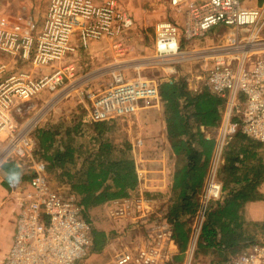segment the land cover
Returning a JSON list of instances; mask_svg holds the SVG:
<instances>
[{
  "label": "built area",
  "instance_id": "1",
  "mask_svg": "<svg viewBox=\"0 0 264 264\" xmlns=\"http://www.w3.org/2000/svg\"><path fill=\"white\" fill-rule=\"evenodd\" d=\"M171 1L186 2L184 18L181 26L169 20L156 23L152 62L171 68L197 63L211 92L224 97L214 153L190 217L182 264H191L208 211L224 196L220 164L225 148L237 132L264 141V8L245 6L242 0ZM134 24L133 16L117 0H49L42 20L31 22L29 31L0 25V53L31 65V69L6 71L0 61V73H4L0 78V170L4 162L13 160L28 174L17 179L10 192L15 227L0 264H78L92 251L93 221L85 215L77 194L51 183L46 161L34 153L35 131L43 127L45 114L72 93L86 99L87 114L82 118L86 122H115L160 98L162 77L149 76L139 68L127 74L119 64L81 71L75 60H69L95 40L107 38L119 44ZM220 25L231 28L225 42L194 46ZM44 67L52 69L35 72ZM96 78L105 81L104 88L90 87ZM45 91H53L52 96L37 104L36 98ZM108 202H112L107 207L113 216L130 221L123 230L114 228L107 242L153 220L146 211L136 214L140 198ZM151 228L155 239L170 240L166 220L156 218ZM135 244L115 250L114 264H154V257L166 256L160 243L145 249ZM226 264H264V241L248 243Z\"/></svg>",
  "mask_w": 264,
  "mask_h": 264
},
{
  "label": "trees",
  "instance_id": "2",
  "mask_svg": "<svg viewBox=\"0 0 264 264\" xmlns=\"http://www.w3.org/2000/svg\"><path fill=\"white\" fill-rule=\"evenodd\" d=\"M159 94L166 105L167 133L172 150L184 155L186 159L171 181V188L177 191L178 203L169 207L165 213L171 227V237L178 246V252L172 258L182 264L189 236L190 217L197 206V196L202 187L203 175L214 142L213 139L203 136L199 126H212L220 122L224 97L211 93L207 85L194 91L188 87L184 78L172 82L161 81ZM181 97L185 99L182 106ZM87 127L91 131L87 144L75 143L74 135L79 133L77 125L67 127L64 131L66 138L60 137L59 143H55L57 130L47 126L38 127L35 131L37 145L34 153L46 161L48 173L54 172V178L59 184L67 186L78 195L85 215L94 221L92 208L111 199L129 196L138 183V175L131 144L127 141L116 143L105 136L111 124L107 121H95L87 123ZM187 136L191 140H188ZM235 137L245 140V144L246 141L250 142L246 139L248 136L241 132H237ZM262 142L255 139L251 141L256 146ZM232 146V143L227 145L225 162L220 168L224 196L221 200L213 202L208 211L198 249L213 247L218 243L224 244L216 237L219 235L218 228L228 232L230 222L237 218L236 210L240 201L247 196L231 184L234 183L233 179L238 181L233 175V163L243 156L240 152L244 153V147L235 153L231 150ZM226 168L229 169V175L224 173ZM1 169L5 173L1 181L3 186H7L9 180L16 182L17 179L28 178V174L13 160L4 162ZM110 232L111 230L93 225L91 249L96 252L103 249ZM223 240L226 244L230 242L224 238ZM226 244L223 247H226Z\"/></svg>",
  "mask_w": 264,
  "mask_h": 264
},
{
  "label": "crops",
  "instance_id": "3",
  "mask_svg": "<svg viewBox=\"0 0 264 264\" xmlns=\"http://www.w3.org/2000/svg\"><path fill=\"white\" fill-rule=\"evenodd\" d=\"M242 2L248 7L261 6L264 8V0H242ZM27 21L29 28L26 31H29L31 28L32 19L28 18ZM180 21L182 24L183 18H181ZM136 29L137 25L135 23L133 28L126 32L124 37L120 39L121 42L117 45H115L113 40L107 38L95 40L91 42L90 46L86 49H79L71 56L69 60H75L77 64V70L81 68V71H86V69L93 70L98 65L112 64H119L123 65L124 67L126 64H130V68L133 69L130 70L131 72H128L125 67V72L127 74L134 72V70L137 68L142 70L144 61L152 60L154 53L144 58L143 56H140L137 50L128 51L129 43H137L136 39L138 38L137 35L140 34V31L135 33ZM220 29L223 30L220 32ZM217 32L220 33L217 34ZM230 32L231 28L229 27L224 25L215 26L207 33L205 38L196 40L194 46L197 44L202 45L206 42L218 43L227 39ZM130 35L131 38H128ZM137 45L140 47L141 44L137 43ZM150 46V50H155V37L151 38ZM15 59L16 58H10L0 53V61L5 64L6 71L25 67L27 62ZM85 64H89L86 69L83 67ZM161 67L160 69L162 72H164L161 81L168 80L169 82H172L179 78H184L185 80L188 79L187 76L181 75V65L172 68L170 66ZM38 71L41 73L47 71V68L44 67L41 70H35V72ZM3 74L4 73H0V78ZM196 82V84H193L188 83L187 81L188 87L196 91L197 89L199 90L201 86L207 85L205 82ZM90 84V87L97 90L105 87V81H103L102 78H96ZM69 96H74L77 99H81L80 93H72ZM180 102L181 106L185 103L184 97L180 98ZM86 123L89 122L87 121ZM108 123L111 124L110 130L105 133V136L108 139L116 143L127 141L131 144L133 148L132 154L135 160L136 171L138 175V183L130 195L127 197L117 198V200L122 203L127 198L130 200L140 198L141 203L140 207L136 211V214H142L146 211L150 214V217H153L152 222L156 218L160 219V221H165V213L167 212L168 208L173 207L178 203L176 198L177 191L171 188V181L175 172L178 170V168L182 167V165L186 162V159L184 155L174 153L172 150L171 141L167 133L166 105L164 101L159 98L156 102L142 104L135 113L121 118L115 122ZM219 124L220 122L217 125L212 126H199V131L203 134V136L206 138H211L214 141L209 155L207 167L203 175L202 184L204 183L207 169L214 153L216 138L218 135L217 127ZM193 131L196 132L195 129ZM139 139L140 143H138ZM187 139L191 140V138L188 136ZM246 139H249L250 142L248 143L246 141L245 144V141L240 139L238 140V137H234L231 142L233 146L232 149H230L235 153H238L239 149L244 147V153H239L243 156L240 158V160H235L233 163V175L238 181L233 179L234 183L231 184L235 185V189L237 191H242V193L244 195L246 194L247 196L244 197V200L240 201V204L236 210L237 218L230 222L228 232L227 230L224 232L221 230V232L220 228H218L219 235L216 236L217 239L222 240L224 244H226V241H224L223 238L230 240V242L226 244V247H223L224 244L222 243H218L215 246L224 249L230 248V251L233 253L238 252L250 242L264 241V142L259 144L258 147H254L256 145H251V141H254V139L248 137H246ZM235 142L238 144L237 146L235 145ZM193 145H195V143ZM146 148L147 151L143 152V150H146ZM149 149H151V152H148ZM146 154L151 156L148 157ZM0 176L1 179L5 176V173L2 169L0 170ZM7 183V186H3L0 180L1 190L6 195L11 192L12 187L15 185L14 180H9ZM108 201L92 208L91 213L93 214L94 218L99 217L101 227L105 228L107 231L111 230V232H114V228H116V230L125 229L130 219H126V217L113 216L107 207V205L112 202ZM154 205L155 208L153 207ZM156 205L158 206L156 207ZM13 223H11V236L14 229ZM139 227L145 228V225ZM140 232L142 235L141 230L139 233ZM11 236L7 242L6 249L4 250L5 252L11 242ZM151 237L154 236L151 235ZM177 252L178 246L171 237L168 241L167 251L165 253L168 257L163 261V264H170L171 262H167V259L173 257V255Z\"/></svg>",
  "mask_w": 264,
  "mask_h": 264
},
{
  "label": "rangeland",
  "instance_id": "4",
  "mask_svg": "<svg viewBox=\"0 0 264 264\" xmlns=\"http://www.w3.org/2000/svg\"><path fill=\"white\" fill-rule=\"evenodd\" d=\"M49 0H0V25H3L8 28H12L14 30L25 32L29 28V24L27 19L31 18L33 24H38L45 13V10L47 8ZM121 6L127 10L135 19V23L137 25V29L135 30V33L140 31V34H138V38L136 39L137 43H140L137 45V43H129L128 51H138L140 56H143L144 58L148 55H151L154 53L155 50H150V41L151 38L155 37V26L156 23L161 20H169L171 22H174L178 25L181 23V18H184V9L186 8V2H179L178 4L173 3L171 0H117ZM185 3V4H184ZM223 29H220V32ZM220 32H217L220 33ZM134 33V31H133ZM131 38V35L128 37ZM129 40V39H127ZM225 40L220 41L225 42ZM214 43V42H211ZM138 46V47H137ZM27 64V63H26ZM25 64V68L31 69V65ZM89 64H85V68H87ZM160 64H156L150 61H144L142 65V71L149 75V76H155V77H163L162 70L160 69ZM128 72H131L133 68H130V64L125 65ZM159 68V69H158ZM52 69L50 67L47 68L48 72ZM181 75L187 76L188 79H186V82L196 84V81H204V72L201 69L200 65L197 63H186L183 66L181 65ZM160 70V71H159ZM200 75V76H199ZM199 78V79H197ZM53 94L52 92L45 91L39 96L40 98H36L37 104L40 102H45L48 100ZM81 99H77L76 97L72 96H65L62 97L54 106L51 108L44 116L43 118V126H47L50 128H53L56 131L55 138L57 140L55 143H59V138L62 137V139L66 138V135L64 133L65 129L67 127L75 126L77 125V131L79 132L77 135H74L75 143L83 142L87 144V140L89 138V135L91 133L90 128L87 127L86 121H83L82 118H86L85 115L87 114L86 109V99L82 97L80 94ZM34 111V110H33ZM28 113H32V111H29ZM126 122V121H125ZM127 123V122H126ZM245 141V140H243ZM231 142V141H230ZM228 143V146L230 144ZM264 142V141H263ZM249 143V142H248ZM253 146L254 144L251 143ZM258 147V146H254ZM151 149H149L148 152ZM226 150V148H225ZM144 151H147L144 149ZM146 153V152H145ZM147 155V154H146ZM150 157L149 155H147ZM226 152L224 151L223 154V161L220 164L221 166L225 162ZM230 174L229 169L226 168L224 170V173ZM225 173V175H226ZM50 181L53 185H61L55 180V174L54 172H49ZM222 179V176H220ZM3 179V178H2ZM1 176L0 180L2 181ZM8 195V196H7ZM4 194L1 190L0 186V209H1V215H0V260L4 255V250L6 249V245L8 240L11 236V223H13L15 227V213H14V207L15 202L13 201V194ZM158 205H156L157 207ZM155 208V205L153 206ZM151 218H153L151 216ZM13 220V221H12ZM152 223L148 222L145 225L148 229L140 228L133 230V233H128L125 236L123 235V238H117L111 242H107L103 249L100 251H91L89 254H87L84 258L79 261L78 264H114L113 256L115 250H118L125 246L126 244L133 245L134 243H137L140 248H147L149 244H159L160 247L164 246V251L166 253L167 251V245L168 242L164 239H155L154 234H152ZM93 225L100 228V219L99 217L95 218L93 221ZM144 229V230H143ZM142 231L139 233V231ZM151 230V231H150ZM155 230V229H154ZM14 232V229H13ZM139 235V237H138ZM12 239V236H11ZM11 243V242H10ZM135 244V245H137ZM10 245V244H9ZM176 254V253H175ZM235 253L230 251V248L224 249L219 248L217 246L209 247V248H199L198 245L195 249V252L193 253L191 264H226L227 261L230 259L232 255ZM167 254L164 257V255H158L154 258H156V263L154 264H163V261L167 258ZM171 262L173 264H180V262L173 261V258L170 257V259H167V262ZM128 264H140L136 262L128 263Z\"/></svg>",
  "mask_w": 264,
  "mask_h": 264
}]
</instances>
